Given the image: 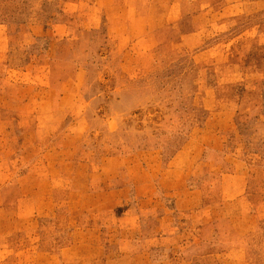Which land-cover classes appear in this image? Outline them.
Listing matches in <instances>:
<instances>
[{
	"label": "rangeland",
	"instance_id": "rangeland-1",
	"mask_svg": "<svg viewBox=\"0 0 264 264\" xmlns=\"http://www.w3.org/2000/svg\"><path fill=\"white\" fill-rule=\"evenodd\" d=\"M0 264H264V0H0Z\"/></svg>",
	"mask_w": 264,
	"mask_h": 264
},
{
	"label": "crops",
	"instance_id": "crops-1",
	"mask_svg": "<svg viewBox=\"0 0 264 264\" xmlns=\"http://www.w3.org/2000/svg\"><path fill=\"white\" fill-rule=\"evenodd\" d=\"M68 252H70V249H68L67 247L62 250V254H66Z\"/></svg>",
	"mask_w": 264,
	"mask_h": 264
}]
</instances>
